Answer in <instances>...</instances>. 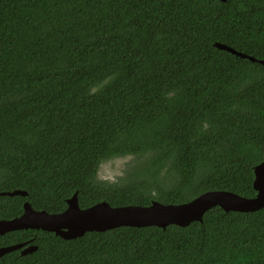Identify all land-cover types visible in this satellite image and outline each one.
I'll return each instance as SVG.
<instances>
[{"label":"trees","instance_id":"trees-1","mask_svg":"<svg viewBox=\"0 0 264 264\" xmlns=\"http://www.w3.org/2000/svg\"><path fill=\"white\" fill-rule=\"evenodd\" d=\"M264 0H0V220L81 208L254 198L264 160ZM129 159L115 181L104 164ZM0 264H264V209L187 227L42 230ZM1 245V244H0Z\"/></svg>","mask_w":264,"mask_h":264},{"label":"water","instance_id":"water-1","mask_svg":"<svg viewBox=\"0 0 264 264\" xmlns=\"http://www.w3.org/2000/svg\"><path fill=\"white\" fill-rule=\"evenodd\" d=\"M226 1V0H222ZM215 46L238 57L264 65V60L248 56L222 43ZM256 197L246 198L229 191H207L184 204H163L154 201L150 206L113 207L108 202H99L89 208H81L78 193L68 199V207L61 213L35 210L29 202L24 203V212L10 220H0V235L18 230H42L54 233L64 240H74L86 233L106 232L120 227H159L166 229L176 225L187 227L202 222L204 215L214 207L225 212L254 213L264 209V160L254 169ZM1 196H28V192L15 190L2 192ZM25 243L0 247V259L6 254L21 250L22 255L35 252L37 246L25 247ZM25 247V248H24Z\"/></svg>","mask_w":264,"mask_h":264},{"label":"rangeland","instance_id":"rangeland-1","mask_svg":"<svg viewBox=\"0 0 264 264\" xmlns=\"http://www.w3.org/2000/svg\"><path fill=\"white\" fill-rule=\"evenodd\" d=\"M129 159H117L104 164L100 171V177L105 180L115 181L121 176Z\"/></svg>","mask_w":264,"mask_h":264},{"label":"flooded vegetation","instance_id":"flooded-vegetation-1","mask_svg":"<svg viewBox=\"0 0 264 264\" xmlns=\"http://www.w3.org/2000/svg\"><path fill=\"white\" fill-rule=\"evenodd\" d=\"M21 231H23V230H21ZM26 231V230H25ZM29 231V230H28ZM13 232H15V231H13ZM11 233V232H10ZM8 234V233H7ZM7 234H5V235H0V239L1 238H3L4 236H6ZM30 241H33V239H30L29 241H25V242H17L16 244H12V245H6V244H3L4 242H1L0 244V247H7V246H13V245H17V244H22V243H25L26 245H25V247H28V246H36L35 244H33V243H30ZM24 247V248H25ZM18 251H21V250H18ZM22 254V253H21Z\"/></svg>","mask_w":264,"mask_h":264}]
</instances>
